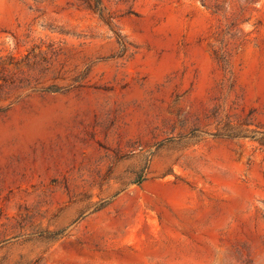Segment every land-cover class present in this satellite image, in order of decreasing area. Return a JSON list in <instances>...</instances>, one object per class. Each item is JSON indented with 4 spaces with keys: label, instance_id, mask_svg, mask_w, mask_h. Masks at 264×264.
I'll use <instances>...</instances> for the list:
<instances>
[{
    "label": "rangeland",
    "instance_id": "rangeland-1",
    "mask_svg": "<svg viewBox=\"0 0 264 264\" xmlns=\"http://www.w3.org/2000/svg\"><path fill=\"white\" fill-rule=\"evenodd\" d=\"M0 264H264V0H0Z\"/></svg>",
    "mask_w": 264,
    "mask_h": 264
}]
</instances>
